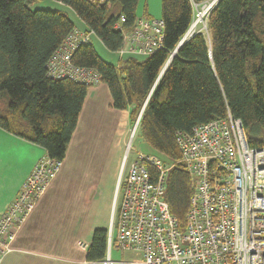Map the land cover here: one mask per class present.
I'll return each instance as SVG.
<instances>
[{
    "label": "trees",
    "instance_id": "1",
    "mask_svg": "<svg viewBox=\"0 0 264 264\" xmlns=\"http://www.w3.org/2000/svg\"><path fill=\"white\" fill-rule=\"evenodd\" d=\"M54 1L71 8L85 31L112 53L121 50L124 31L139 19L140 0ZM205 1L161 0L163 47L143 61L129 57L117 67L101 58L92 41L80 44L72 57L73 64L100 75L112 106L129 109L132 127L138 121L145 142L170 162L181 159L177 131H190L228 112L242 121L252 146H264V0H218L207 33L196 32L172 56L194 21L195 4ZM36 2L0 0V100L7 99L0 108V127L63 161L93 85L48 77L50 57L78 28L64 10L32 8ZM122 16L120 29L116 24ZM192 190L189 172L178 163L168 174L166 199L182 224ZM107 232L95 229L87 264L105 259Z\"/></svg>",
    "mask_w": 264,
    "mask_h": 264
},
{
    "label": "built area",
    "instance_id": "2",
    "mask_svg": "<svg viewBox=\"0 0 264 264\" xmlns=\"http://www.w3.org/2000/svg\"><path fill=\"white\" fill-rule=\"evenodd\" d=\"M205 13L199 12L184 42L201 31L198 24ZM123 22L124 16L116 27L122 29ZM90 41L91 33L76 29L50 57L48 77L99 84L95 70L72 62L77 47ZM163 41L164 21L141 17L133 29L124 31V46L118 52L149 56L163 47ZM176 144L181 159L171 162L157 153H139L129 162L132 149L127 144L106 257L93 264H264V146H252L242 121L230 112L190 131H177ZM178 163L192 178L185 224L171 212L166 199L168 174ZM62 166V160L43 156L0 214V259L11 251L18 231ZM113 248L131 256L114 261Z\"/></svg>",
    "mask_w": 264,
    "mask_h": 264
},
{
    "label": "crops",
    "instance_id": "3",
    "mask_svg": "<svg viewBox=\"0 0 264 264\" xmlns=\"http://www.w3.org/2000/svg\"><path fill=\"white\" fill-rule=\"evenodd\" d=\"M148 1L144 16L154 17L157 10ZM72 21L79 30L87 29L80 19L78 23ZM92 36L107 57L94 45L96 51L109 63L118 65L129 57L140 61L147 58L112 53ZM2 100L7 105L6 97ZM112 102L107 84L101 82L88 89L60 172L18 231L11 251L0 259V264H87V249L95 229L110 227L124 143L132 129L129 109H116ZM45 155L43 147L0 127V214Z\"/></svg>",
    "mask_w": 264,
    "mask_h": 264
},
{
    "label": "rangeland",
    "instance_id": "4",
    "mask_svg": "<svg viewBox=\"0 0 264 264\" xmlns=\"http://www.w3.org/2000/svg\"><path fill=\"white\" fill-rule=\"evenodd\" d=\"M148 2L151 4L153 10H157V15H155L154 18L160 19L161 14H162L161 0H150ZM145 3H146V0H140V2H139L138 10H137L138 18H141L144 16ZM215 4H216V0H207L204 3L195 4V16H194L193 22H195L199 19L198 18L199 12L202 13L203 11H206L204 18L202 20L203 22H200L198 24V28H200V30L204 31L205 33H207V31H208L207 23H208V19H209V14H210L211 10L214 8ZM34 6H36L38 8H43V9L45 8V9H61V10H64L72 20L76 21L77 23L79 22L78 16L76 15V13L71 8H69L68 6L62 5L61 3L57 2V1H54V0H38V2H36V4L33 5V7ZM112 11H113V13H116V12H118V8L115 7V8H113ZM95 39H94V36H91V41H92L93 45H95L97 51L102 56L107 57L105 50L102 49V47L100 46V43L97 42ZM120 65H121V61L117 65V67H119ZM5 104H6V102H4L1 99L0 100V108L4 107ZM133 128L134 127H132L131 132H130V134H128L126 141L124 143V154L126 152L127 144L131 143V149L132 150L130 152L129 162L134 160L138 156L139 153H143V154H154L155 153L154 149H152V147H150L145 142V140L141 134V131L138 130L139 126L137 127V130H136L134 136H131ZM129 256H131V254L123 253L120 250H117L115 248L112 249V258L114 261L126 260V259H128Z\"/></svg>",
    "mask_w": 264,
    "mask_h": 264
},
{
    "label": "water",
    "instance_id": "5",
    "mask_svg": "<svg viewBox=\"0 0 264 264\" xmlns=\"http://www.w3.org/2000/svg\"><path fill=\"white\" fill-rule=\"evenodd\" d=\"M216 1H218V0H216ZM183 43H184V41H183V39H182L181 42L179 43V45L177 46L175 52L178 51V49L182 46Z\"/></svg>",
    "mask_w": 264,
    "mask_h": 264
}]
</instances>
